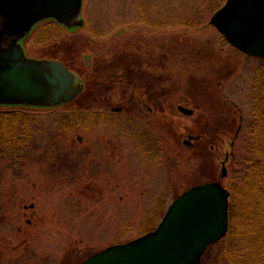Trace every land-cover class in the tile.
Listing matches in <instances>:
<instances>
[{
  "label": "rangeland",
  "instance_id": "1",
  "mask_svg": "<svg viewBox=\"0 0 264 264\" xmlns=\"http://www.w3.org/2000/svg\"><path fill=\"white\" fill-rule=\"evenodd\" d=\"M225 2L86 0L85 27L27 42L85 71L86 96L0 108L20 116V141L0 140V264H81L155 230L192 187L228 189L262 61L210 24Z\"/></svg>",
  "mask_w": 264,
  "mask_h": 264
},
{
  "label": "water",
  "instance_id": "2",
  "mask_svg": "<svg viewBox=\"0 0 264 264\" xmlns=\"http://www.w3.org/2000/svg\"><path fill=\"white\" fill-rule=\"evenodd\" d=\"M84 4L0 0V107L54 108L83 93L78 73L60 60L29 57L23 41L47 20L69 31L84 27ZM210 24L233 47L264 59V0H226ZM229 208V193L221 182L194 186L170 205L154 231L110 246L81 264H200L208 249L226 237Z\"/></svg>",
  "mask_w": 264,
  "mask_h": 264
},
{
  "label": "trees",
  "instance_id": "3",
  "mask_svg": "<svg viewBox=\"0 0 264 264\" xmlns=\"http://www.w3.org/2000/svg\"><path fill=\"white\" fill-rule=\"evenodd\" d=\"M51 24L54 23L40 25L24 41L27 52V42L35 36L46 38ZM54 52L53 57L48 53L49 59L61 60L73 69L65 58ZM77 55L78 51L73 58L77 59ZM261 61L254 83L253 116L245 127L246 148L236 158L238 169H234L228 184L229 231L223 240L208 249L201 264H264V60ZM77 71L84 75L85 71L79 68ZM84 96L85 92L71 105ZM19 119L14 111H0V140L4 145H16L20 141L15 135Z\"/></svg>",
  "mask_w": 264,
  "mask_h": 264
},
{
  "label": "flooded vegetation",
  "instance_id": "4",
  "mask_svg": "<svg viewBox=\"0 0 264 264\" xmlns=\"http://www.w3.org/2000/svg\"><path fill=\"white\" fill-rule=\"evenodd\" d=\"M31 109H33V110H39V109H35V108H31Z\"/></svg>",
  "mask_w": 264,
  "mask_h": 264
}]
</instances>
